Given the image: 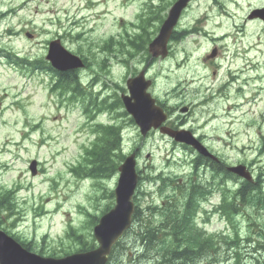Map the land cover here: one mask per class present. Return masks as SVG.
Listing matches in <instances>:
<instances>
[{
  "label": "rangeland",
  "instance_id": "obj_1",
  "mask_svg": "<svg viewBox=\"0 0 264 264\" xmlns=\"http://www.w3.org/2000/svg\"><path fill=\"white\" fill-rule=\"evenodd\" d=\"M168 1L172 0H154L153 5L165 6ZM219 1L224 4V8H213L212 1L200 0L192 8L191 15L186 18L187 23H183L182 26L193 25L205 11L209 10V15L217 12L224 14L226 11L227 20L222 24L225 28L222 33L237 35L240 30L242 35L238 39L232 37L223 41L213 39L214 37L204 32L191 35L186 40L174 44L169 59L149 61V75L156 81L155 92L160 98L166 100L169 94L172 95L170 100L172 105L182 100L191 103L193 95L199 93V89L205 90L212 85L225 83L226 57L231 58L238 52L241 59L236 60L235 67L246 73L241 76L240 83L244 77L251 82L244 87L247 111L245 118L242 114L240 120L226 118L224 113L226 105L219 104L217 107V103L214 102L210 106L221 115L220 119L202 128L201 123L207 124L204 122L207 111L200 109L192 116L190 124L195 122L193 126L197 132L208 136L206 144L214 154L229 158L230 164L251 163L255 176L261 175L264 179V175L260 174L264 173V156L257 157L260 147L259 136L262 138L264 135V56L258 54L259 63L254 67L253 73L248 70L247 61L244 63L242 61V58L246 57L244 44H258L257 48L264 46L263 23L247 20L248 14L253 9L264 6V0ZM83 6L85 8L82 10ZM148 8L141 2L139 5L130 6L121 3V0H92L90 4L87 0H0V12L9 14L0 21V48L16 52L21 57L44 58L47 41L56 36H63L64 45L68 49L78 52L82 47L83 54L87 58L97 60L98 63L106 56L98 45L111 37L116 40L124 38V31L137 33L138 30L131 28L129 23L138 22L139 13L144 10L147 15ZM218 23L216 22L210 31L220 33ZM157 25L159 26V23L155 22L151 30L156 32ZM200 27L201 25H198V28ZM26 32L32 33L34 37L27 38ZM205 35L210 38L206 39ZM214 47L220 49V60L217 63L222 66L217 77L213 76L214 68L205 59ZM226 48L228 53H225ZM2 55L4 54L0 53V188L10 189L17 185L21 188L18 193L17 216L10 222L16 218L18 221L9 231L40 244L42 238L47 236L45 249L53 248L60 252L71 245L67 232L72 226L78 234L81 233L89 239L90 244L93 229L89 227L86 211L101 214L110 200L94 185V181H79L69 172V165L80 160L88 146V141L92 138L87 128L81 129L83 115L81 117L75 108L65 109L70 106L67 95L61 96L59 93L51 92L50 88L55 79H52L49 73L36 71L34 74L31 70L19 69L15 71L1 57ZM190 55L194 57L184 59ZM144 57L145 54L137 53L129 66L120 65L113 59L108 73H96L90 69L80 71L83 85L89 87L93 79L97 78L101 82L95 84V91L114 96L116 88L113 85L119 83V86H122L125 79L132 77V71L135 73L142 70L147 65ZM97 63L91 61L93 68L100 72ZM254 86H257L256 90L252 91ZM177 92H184L180 94L182 100L178 98ZM198 97L199 95L195 99ZM232 97L231 103L227 105H233L235 96ZM218 101L224 102V99ZM258 111L262 113L259 118L255 116ZM101 120L114 121L106 115H103ZM118 122L127 123L128 119H119ZM36 124H40L41 127L33 129ZM123 134L125 154L131 153L139 146L143 150L139 167L142 172V184L135 201L142 219L145 215L151 214L155 204L162 202L159 192L162 189L153 179L160 171H164L167 177H175L170 178L173 180L194 179L212 186V182H216L211 170H200L196 175L192 166L195 155L184 146L158 135L143 141L135 127L129 125L124 127ZM171 154L175 155V161L172 158L171 161L177 162L176 165H170L167 161L166 156L170 157ZM147 155H150V159H146ZM34 157L41 162L43 173L39 177H32L27 169L28 163ZM116 182L117 177L105 184L111 190ZM217 183L222 187L215 189L226 190L233 187L223 176L218 177ZM52 186L55 188L53 191H51ZM169 190L167 189V192ZM230 192H232L230 198L237 203L236 197L233 196L234 192L231 189ZM261 196L256 197L255 204H246L239 197L234 217L238 226L230 223L225 225L224 222L218 221L217 217L214 220L207 218L208 223L204 224L202 229L207 234L226 233L229 236L224 235V237H229L228 241L234 238L236 232H239L241 237L240 245L236 247H229L227 243L221 245L220 252L214 258L215 264H235V252L240 254L241 264H264V201H258ZM217 201L218 198L213 199V202ZM203 217L205 218L204 215ZM138 227L139 225L136 224V233L139 231ZM135 232L130 233L124 241L125 249H121L133 255V257H125L124 264H137L130 263V260L134 261L135 256L137 257L138 254L141 256L143 253V249L140 250L135 239ZM247 238L253 239L251 245L246 243ZM253 247L257 250L254 256L248 251H252ZM211 261V258H207L200 264H209ZM138 264L148 263L140 261Z\"/></svg>",
  "mask_w": 264,
  "mask_h": 264
},
{
  "label": "water",
  "instance_id": "obj_2",
  "mask_svg": "<svg viewBox=\"0 0 264 264\" xmlns=\"http://www.w3.org/2000/svg\"><path fill=\"white\" fill-rule=\"evenodd\" d=\"M187 0H182L173 10L171 11V15L168 21L165 23L161 30V34L159 38L152 44V47H161L164 49L165 42H167L171 31L174 25L178 21V17L180 15L181 10L185 7ZM260 17L264 20V10L255 11L252 17ZM49 58L53 61L54 65L60 69H66L68 67H73L76 65V58L70 56L64 50L58 48H52L51 54ZM67 61V62H66ZM69 62V63H68ZM135 82V81H134ZM133 82V83H134ZM144 85V87H146ZM143 93V92H141ZM139 101L136 108L139 111V114L136 115L137 120L143 125H146L148 128L152 126L157 127V122L159 119L158 114L155 112L154 102L152 100L146 99L144 96H138ZM191 143L190 140H186ZM134 160L130 158L126 165L122 169L123 177L121 179V185L119 188V207L117 211L112 212L111 215L107 216L101 223V226L96 228V237L101 242V248L92 253L87 257L88 261H98L103 264L105 259H101L103 253H109L111 246L114 244L115 240L118 238V235L122 232V229L126 228L128 221L130 220V216L132 213L131 205L129 200L133 193L135 187V179H134ZM239 171V170H236ZM241 175H244L241 171L239 172ZM125 226V227H124ZM109 228V230H107ZM3 234L0 233V243L3 240ZM3 250H7V247L0 246V259L3 264H9L6 262L8 259H4L6 253ZM11 250V249H8ZM101 255V257H100ZM43 263V261L39 260L38 264ZM66 264H70L69 261H65Z\"/></svg>",
  "mask_w": 264,
  "mask_h": 264
},
{
  "label": "trees",
  "instance_id": "obj_3",
  "mask_svg": "<svg viewBox=\"0 0 264 264\" xmlns=\"http://www.w3.org/2000/svg\"><path fill=\"white\" fill-rule=\"evenodd\" d=\"M132 44L134 46H136L135 42H132ZM209 163H210V161H209ZM216 167H218V166H216ZM219 169L220 170H218V172H217L218 175H221L222 173H224V171L221 168H219ZM224 174L227 177L228 176L231 177V175L226 173V172ZM195 187L197 188L196 190H199V192L202 193V194L206 195V193H209V194L212 193L211 192L212 188L211 187H207V185L203 186V185H201V183L200 184L198 183V184H195ZM247 187H250L249 183H245L244 190L247 189ZM205 195H203L201 197L203 198V197H205ZM193 200H194V198L191 197V201H192V206H191L192 211L190 213L191 219L190 220L186 219V218L182 219L181 215L177 211V208L174 205H171L170 206V210L168 211V214H164V216H163L164 218L162 219L161 225H160L161 230H156V231H150L149 232L150 238H151V242H154L156 237L158 239L160 235H163L164 230L166 228H168V229L172 228L171 229V234L174 236V238L171 240V242L172 243H177L179 234H184V232L180 230V227L182 226L183 221H188L185 224H191L192 223V216H193V214H194V212L196 211V208H197V205H195L193 203ZM0 202H1V200H0ZM152 230H154V229H152ZM164 235H167V234L164 233ZM169 252H170L171 255H169L167 257V259H165L166 261H168V263H171V260H173V259H175V260H178L180 258L186 259V257L190 258L192 256L191 255L192 253L189 250H182V251L169 250ZM175 264H177V263H175Z\"/></svg>",
  "mask_w": 264,
  "mask_h": 264
}]
</instances>
